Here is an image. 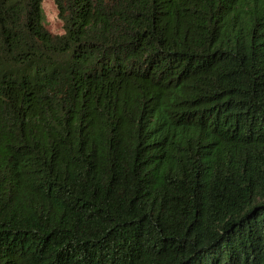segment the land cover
<instances>
[{
  "label": "trees",
  "instance_id": "1",
  "mask_svg": "<svg viewBox=\"0 0 264 264\" xmlns=\"http://www.w3.org/2000/svg\"><path fill=\"white\" fill-rule=\"evenodd\" d=\"M0 0V264H264V0Z\"/></svg>",
  "mask_w": 264,
  "mask_h": 264
},
{
  "label": "rangeland",
  "instance_id": "2",
  "mask_svg": "<svg viewBox=\"0 0 264 264\" xmlns=\"http://www.w3.org/2000/svg\"><path fill=\"white\" fill-rule=\"evenodd\" d=\"M45 25L54 34L63 32V22L59 17L57 5L54 0H43Z\"/></svg>",
  "mask_w": 264,
  "mask_h": 264
}]
</instances>
